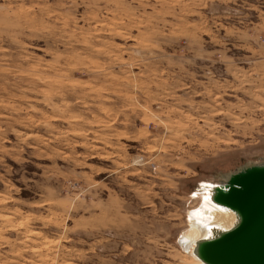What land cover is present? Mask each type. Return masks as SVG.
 Masks as SVG:
<instances>
[{"label": "rangeland", "instance_id": "rangeland-1", "mask_svg": "<svg viewBox=\"0 0 264 264\" xmlns=\"http://www.w3.org/2000/svg\"><path fill=\"white\" fill-rule=\"evenodd\" d=\"M258 156L264 0H0V264H190Z\"/></svg>", "mask_w": 264, "mask_h": 264}, {"label": "water", "instance_id": "water-1", "mask_svg": "<svg viewBox=\"0 0 264 264\" xmlns=\"http://www.w3.org/2000/svg\"><path fill=\"white\" fill-rule=\"evenodd\" d=\"M229 199L245 216L243 225L211 245L208 256L219 264H264V156L227 173Z\"/></svg>", "mask_w": 264, "mask_h": 264}, {"label": "bare ground", "instance_id": "bare-ground-1", "mask_svg": "<svg viewBox=\"0 0 264 264\" xmlns=\"http://www.w3.org/2000/svg\"><path fill=\"white\" fill-rule=\"evenodd\" d=\"M204 184L211 187H201ZM230 190V185L223 181L203 182L197 188L201 200L188 211V228L181 237L184 249L193 257L190 264H219L208 256L211 245L243 225L244 213L229 199ZM205 196L209 199L205 200Z\"/></svg>", "mask_w": 264, "mask_h": 264}, {"label": "snow or ice", "instance_id": "snow-or-ice-1", "mask_svg": "<svg viewBox=\"0 0 264 264\" xmlns=\"http://www.w3.org/2000/svg\"><path fill=\"white\" fill-rule=\"evenodd\" d=\"M201 187L208 188V187H211V185H209V184H204V185H201ZM192 195L195 196V195H196V192H193ZM204 199H205V200H208L209 197H208V196H205Z\"/></svg>", "mask_w": 264, "mask_h": 264}]
</instances>
